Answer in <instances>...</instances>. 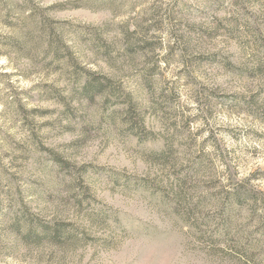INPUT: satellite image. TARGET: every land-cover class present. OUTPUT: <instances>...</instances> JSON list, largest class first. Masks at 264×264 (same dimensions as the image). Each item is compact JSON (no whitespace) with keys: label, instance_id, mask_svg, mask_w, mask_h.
<instances>
[{"label":"rangeland","instance_id":"374dc122","mask_svg":"<svg viewBox=\"0 0 264 264\" xmlns=\"http://www.w3.org/2000/svg\"><path fill=\"white\" fill-rule=\"evenodd\" d=\"M0 264H264V0H0Z\"/></svg>","mask_w":264,"mask_h":264}]
</instances>
